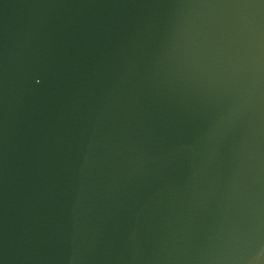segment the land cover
Here are the masks:
<instances>
[{"label": "water", "instance_id": "1", "mask_svg": "<svg viewBox=\"0 0 264 264\" xmlns=\"http://www.w3.org/2000/svg\"><path fill=\"white\" fill-rule=\"evenodd\" d=\"M0 264H264V0H0Z\"/></svg>", "mask_w": 264, "mask_h": 264}]
</instances>
